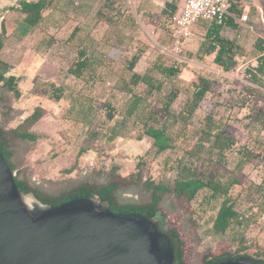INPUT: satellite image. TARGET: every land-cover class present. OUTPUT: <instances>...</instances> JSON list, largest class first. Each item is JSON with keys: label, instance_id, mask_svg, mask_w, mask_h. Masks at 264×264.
<instances>
[{"label": "rangeland", "instance_id": "rangeland-1", "mask_svg": "<svg viewBox=\"0 0 264 264\" xmlns=\"http://www.w3.org/2000/svg\"><path fill=\"white\" fill-rule=\"evenodd\" d=\"M18 1L0 0V11L4 8L9 12V21L12 23L9 29L14 27V33L17 34L15 38L19 39L18 35L21 37L15 47L10 46L14 67L7 74L21 78L18 88L22 97L15 101V105L23 108L24 114L40 104L50 110V114L37 126L43 129V134L50 133L47 135L49 140L38 144V148L33 146L28 154L30 157L22 165L30 171L31 178L39 182L49 178L57 181V184L47 187L48 193L55 192L61 180L78 178L92 168L107 173L117 166L119 173L127 174L143 156L144 166L141 170L144 178L171 183L175 160L196 140L195 124L201 118L198 110L193 121L185 127L191 135L183 140V130L179 129L177 146L167 154L154 157L152 154L145 155L150 139H135L136 132L130 120L122 127L120 136L114 142L105 143L100 137L106 126L101 102L103 98L110 97L116 108L123 104L124 97H121V92L115 91L114 84L118 77L126 75L125 62L137 49L142 52L134 66L137 72H153L151 63L159 56L167 64L174 61L182 64L184 68L181 76L186 82L194 79L197 74L211 78L214 84L208 97L217 104L214 116L221 118L226 130L235 136L236 148L243 144L252 147L262 141L264 131L249 123L246 117L248 106L243 105L248 101L255 109L264 107V88L253 83L247 71L257 64L256 58L260 55L254 47L256 39L264 40V14L260 7L259 14L251 12L252 6L246 7L249 3L246 2L244 11L249 12V27L241 25L234 31L225 32L240 46L241 51L231 63L230 70L222 72L213 63V54L200 56L197 52L204 36L201 28L195 31L192 29L194 36L182 45L181 51L177 53L173 50L166 24L160 19L161 4L156 0H116L110 9L102 5L104 0H54L56 9L53 16L36 28L19 24L18 16L10 13V6L16 5ZM147 12L150 14L147 15ZM2 14L7 13L4 11ZM126 14H130V21L126 19ZM75 27L89 31L88 37L93 39L90 50L96 48V55L103 56L94 82L85 87L80 80L66 73L74 56V49L68 45L67 38ZM85 31L82 32L83 39L87 38ZM60 80L66 82V86L73 92L67 93L68 90H65L64 96L58 101L48 99L47 93L51 90L49 82L58 83ZM79 89L82 93H79ZM187 89L175 101L176 109H180L189 99ZM33 92L38 95H32ZM87 93L94 100L91 125L82 124L76 115L83 97L88 98ZM4 117L3 104L0 103V122ZM82 148L85 151L79 156L78 152ZM236 157L233 150L227 152L229 168L233 167ZM76 159L78 167L75 171L69 175L60 172ZM206 165L199 164V171L204 170ZM238 180L239 183L230 190V194L236 201V210L248 220L242 237L232 230L222 236L206 233L215 208L205 205L201 207L204 191L199 192L191 204L193 216L198 223L188 221L186 229L180 227V212L173 213L163 206L159 207L158 217L162 218L165 227L179 233L184 264H202L209 257L223 254L225 247L233 255L248 254L264 259V255L258 254L264 250V202H261L258 191L259 185L264 187V159L257 157L245 163L238 173ZM145 200L138 193V201ZM214 205L212 203L211 206Z\"/></svg>", "mask_w": 264, "mask_h": 264}, {"label": "trees", "instance_id": "trees-1", "mask_svg": "<svg viewBox=\"0 0 264 264\" xmlns=\"http://www.w3.org/2000/svg\"><path fill=\"white\" fill-rule=\"evenodd\" d=\"M114 1L116 2V0H104L102 5L110 9ZM178 1L166 0L160 11V19L163 24H166L169 38L173 27L172 16L177 10ZM228 3V9L233 15L240 16L244 13L241 0H228ZM259 7L264 14V0H259ZM14 9L22 14V22L25 25L29 28H36L45 24L46 20L53 16L56 7L54 0H21ZM250 10L259 14L258 9L253 6ZM125 17L130 21V14H126ZM238 27L239 23L235 16H227L220 22L216 20L199 21L193 27V31L201 28L204 32L198 45V54L200 56L213 54L212 61L215 66L222 72L229 71L231 63L239 55L241 49L225 32L234 31ZM84 31L83 28L75 27L67 38L68 45L74 49V56L66 73L73 79L80 80L85 87L94 82L103 56L96 55V48L90 50V42L93 39L88 37L89 31H85L87 38L83 39L82 32ZM192 36L194 34L184 38L183 44ZM6 37L4 20H1L0 50L5 44ZM254 45L260 55L256 58L257 64L247 71L250 80L264 88V40L257 38ZM141 53L137 49L126 60L127 73L118 77L114 84L115 91L121 92V97H124L123 104L116 108L111 103L110 97L103 98L101 102L106 126L100 137L105 143L114 142L120 136L122 127L130 120L136 132L135 139L142 140L145 137L150 139V146L146 149L145 155L152 154L154 157L167 154L177 146L176 139L179 129L183 130L181 139L185 140L191 135L186 132L185 127L193 121L195 112L198 110L201 118L195 124L197 125L196 132H194L197 135L196 140L175 160L170 184L162 180L156 182L150 177H143L141 170L144 166L143 156L135 164L134 169L127 174L119 173L117 166L107 173L92 168L84 171L78 178L69 177L61 180L58 182L56 191L48 193L47 187L50 184H57V181L49 178L44 182H39L31 178L30 171L28 172L27 168L22 166L26 155L31 151L38 137L34 126L44 117L46 109L40 105L35 106L32 112L17 125L7 126V123L19 114V111L11 113L14 112L11 104L13 98L20 96L17 85L20 76L7 74L13 65L1 56L0 103L3 104L5 117L0 122V152L10 169L15 172V183L23 194L34 196L41 202L51 205L77 197H94L114 212L145 214L157 220L162 230L172 238L175 248L174 264H184L179 233L177 230L165 227L162 218L158 217L159 207L163 206L173 213L180 212V227L186 229L188 221L193 224L198 223L193 216L191 204L197 194L204 191L205 195L200 201L201 207L205 205L215 208V214L209 221L206 233L222 236L232 230L233 233L242 237L248 220L236 210V201L232 198L230 190L239 183L238 173L245 163L257 157L264 159V137L261 142H257L252 147L243 144L240 148H236L235 136L226 130L221 118L214 116L217 104L208 97L214 81L197 74L194 79L186 82L181 76L184 68L182 64L175 61L167 64L159 56L151 63L153 72H137L134 66L140 59ZM185 83H187L186 87ZM49 89L51 90L47 93V97L56 101L64 96L65 90H68L67 93L73 92L62 80L58 83L49 82ZM186 89L189 99L180 109H176L174 103L182 93L186 92ZM80 90H78L79 93H82ZM87 95L88 98L83 97L80 102L76 115L82 124L91 125L94 100L93 96L88 93ZM248 104L247 101L243 105L248 106L246 117L249 123L264 131V107L255 109L253 105ZM230 150L237 155L232 168L227 165V152ZM84 151L83 148L80 149L79 156ZM199 164L207 165L204 170L199 171ZM77 167L78 160L76 159L73 164L62 168L60 172L69 175ZM258 187L261 202H264V187L260 185ZM138 193L142 194L146 200L139 202ZM212 203L215 205L211 206ZM258 254L264 255V250ZM232 255L230 249L225 247L223 254L209 257L202 264H212Z\"/></svg>", "mask_w": 264, "mask_h": 264}, {"label": "water", "instance_id": "water-1", "mask_svg": "<svg viewBox=\"0 0 264 264\" xmlns=\"http://www.w3.org/2000/svg\"><path fill=\"white\" fill-rule=\"evenodd\" d=\"M0 152V264H174L170 235L141 213L94 197L56 205L23 194ZM212 264H264L237 254Z\"/></svg>", "mask_w": 264, "mask_h": 264}, {"label": "built area", "instance_id": "built-area-1", "mask_svg": "<svg viewBox=\"0 0 264 264\" xmlns=\"http://www.w3.org/2000/svg\"><path fill=\"white\" fill-rule=\"evenodd\" d=\"M228 7V0H179L177 10L172 16L173 27L170 32L173 50L177 53L181 51L183 39L193 35V27L202 20L220 22L227 16H235L240 25L249 27L246 12L236 16Z\"/></svg>", "mask_w": 264, "mask_h": 264}, {"label": "crops", "instance_id": "crops-1", "mask_svg": "<svg viewBox=\"0 0 264 264\" xmlns=\"http://www.w3.org/2000/svg\"><path fill=\"white\" fill-rule=\"evenodd\" d=\"M21 0H19L18 2H17V4L16 5H12V6H10V8H9V10H11L10 11V13H13L14 15H17L18 17V23L20 24H23V25H25L23 22H22V14L19 12V11H17L16 9H14L15 7H17L18 6V3L20 2ZM156 1H158V2H160V4H161V7H160V11H161V9H162V7H163V5H164V2L166 1V0H156ZM242 1V3H243V5L245 6L246 5V2H249L247 5H246V7H248V5H251V6H253V7H255V8H257V9H259V0H241ZM74 3H76V2H74ZM6 12L7 14H5V15H3L2 14V12ZM245 12V11H244ZM9 12H8V9L6 10V9H4V8H2L1 9V11H0V23H1V20H4V24H5V28H6V41H5V44H4V46L2 47V49L0 50V56L3 58V59H5L6 61H8V62H10L12 65H13V67H14V63H13V61H11V55L12 54H10V46L12 45V46H14L17 42H19L20 41V35H18V38L19 39H16L15 38V36L17 35H15V31H14V27H13V29H9L10 28V26L12 27V23L9 21V14H8ZM247 13V12H246ZM148 14H150V13H148L147 12V15ZM10 23H9V22ZM238 21V20H237ZM239 23V22H238ZM19 26V25H18ZM17 26V27H18ZM239 26H241L240 24H239ZM17 40V41H16ZM15 47V46H14ZM21 57H22V54L20 55ZM12 67V68H13ZM11 68V69H12ZM10 69V70H11ZM135 70V69H134ZM9 73V72H8ZM13 75H15V74H13ZM16 76V75H15ZM21 79V78H20ZM19 79V80H20ZM17 85H18V83H17ZM19 89V88H18ZM32 95H35V96H37L38 94L37 93H35V92H33L32 93ZM21 97H22V93H21V91H20V96H19V98H13L12 99V104H11V106H12V108H13V110H14V112H11V113H15V111H19V114L18 115H15L14 117H13V119H11L8 123H7V126L8 127H13V126H15V125H17L25 116H27L28 114H30L32 111H30L29 113H27V114H24V112H25V110L23 109V108H21L20 106H16L15 105V101H17V100H21ZM49 99V98H48ZM36 106H39V105H36ZM40 106H42L43 108H45L46 109V114L44 115V117L34 126V130L36 131V133H37V135H38V137H37V139H36V141H35V144L33 145V146H35V148L38 146V144L40 145V143H42V142H46V141H48L49 140V138H47V135L48 134H50V133H48V134H43V129H41V128H37V126L39 125V123L47 116V115H49L50 114V110L46 107V106H44V105H42V104H40ZM35 107V106H34ZM34 107H33V109H34ZM32 109V110H33ZM38 148V147H37ZM32 151V150H31ZM30 151V152H31ZM29 152V153H30ZM28 153V154H29ZM28 154L26 155V158L28 157H30V156H28Z\"/></svg>", "mask_w": 264, "mask_h": 264}]
</instances>
